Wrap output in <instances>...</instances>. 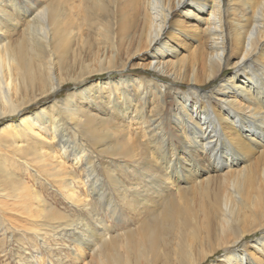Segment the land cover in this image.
I'll list each match as a JSON object with an SVG mask.
<instances>
[{"label":"bare ground","instance_id":"obj_1","mask_svg":"<svg viewBox=\"0 0 264 264\" xmlns=\"http://www.w3.org/2000/svg\"><path fill=\"white\" fill-rule=\"evenodd\" d=\"M12 240L18 264H264V0H0L4 256Z\"/></svg>","mask_w":264,"mask_h":264},{"label":"rangeland","instance_id":"obj_2","mask_svg":"<svg viewBox=\"0 0 264 264\" xmlns=\"http://www.w3.org/2000/svg\"><path fill=\"white\" fill-rule=\"evenodd\" d=\"M138 58V57H137ZM70 60H72V57H71V55L69 56V54L67 55V61L68 62H70ZM136 70H138V71H136ZM125 72H127L128 74H132V75H140V77L141 76H143V77H146V78H148V79H152V78H154V77H158V75H157V73L156 72H153V71H151V70H143L142 68H138V69H133V68H129V69H126L125 70ZM229 72H230V70H228V69H224L223 71H221V72H219L218 73V75L214 78V81L212 80L209 84H207L205 87H199V89L200 90H202V89H206V90H210V89H212V88H214L216 85H219V83L220 82H222V81H224L227 77H228V75H229ZM137 73V74H136ZM104 74V75H103ZM112 75V76H111ZM117 75V73H115V72H111V73H92V74H88L87 76H84V78L79 82V83H77V82H69L68 84H67V86L66 87H64V88H62V89H59V90H57L56 92H54V93H52V95L50 96L51 98H46V99H43L42 101H40V102H37L35 105H32V108L31 109H26V113L27 112H30V110H33V109H37V108H40V107H42V106H47V105H49V103H51L56 97L58 98V99H64V98H66L67 97V95L68 94H70L72 91L73 92H75L74 91V89L75 88H78V87H82V86H91V85H93V84H95L97 81H101V80H106V78L107 77H114V76H116ZM158 78H160V80H161V82H163V84L164 83H174V82H172L171 80H170V78H167V77H165V76H163V77H158ZM217 79V80H216ZM103 82V81H102ZM161 82H159L160 83V85H162V83ZM158 83V84H159ZM102 85H105V84H102ZM167 85V84H166ZM179 85V84H178ZM178 85H176V87H179V90H181V91H187L188 90V88H186L185 87V85H181L180 84V86H178ZM173 95H171V93H168L167 95H166V104H167V106H166V112L168 111L170 114H171V107H172V105H173ZM173 106H175V105H173ZM36 107V108H35ZM174 108V107H173ZM28 110V111H27ZM17 117L18 116H16V118H10V119H8V121H11V120H14V119H17ZM106 165H110L111 167H112V165L110 164V163H105ZM100 176H103V177H105L104 176V173H102L101 172V174H100ZM52 200V201H51ZM56 200H59L58 202L60 203L61 202V200L59 199V197L57 198V196H53L52 198H50V201L51 202H57ZM60 208H66V206L65 205H61L60 206ZM68 213H70V209L68 208V211H65V210H62V214H64V215H66V214H68ZM127 214H129V212H127ZM88 220H90V217H88ZM108 220V216H106V218H105V221H107ZM132 225V224H131ZM131 225H129V224H126L125 226H122V228H125V229H127L128 227H130ZM121 228V229H122ZM52 232H50V231H48V234H47V236H49L50 234H51ZM258 233V232H257ZM252 234V235H250V236H248L247 238H245L243 241H242V243H251L252 241H254L256 238H257V236H258V234ZM55 236H59V235H55ZM249 237H251V238H249ZM58 238H61V239H59L58 240V244L57 245H61V243L63 244V242L65 241V238H62V237H58ZM58 238H56L55 240H57ZM254 238V239H253ZM54 240V241H55ZM174 241H177V240H175L174 239ZM49 243H53V240H50L49 241ZM241 243V244H242ZM17 245V246H16ZM176 246V245H175ZM240 246V245H239ZM27 247H29L30 248V246L28 245ZM22 248L21 247H19L18 246V244L14 241V240H12L11 241V244L8 246V247H6V252H5V256L3 255V253L1 254V252H0V264H18V256L16 255V253L17 254H21V253H23L22 251ZM29 251H30V249H28ZM41 251H42V253L43 254H45V256H46V254H47V251H45V250H43V249H41ZM28 251L26 250L24 253H27ZM65 251H63V253H64ZM222 252V253H221ZM38 253V252H37ZM224 253V251H220L219 253H217V254H215L214 256H212V257H210L209 259H208V261H206L204 264H214L220 257H221V255ZM7 254V255H6ZM27 256V255H26ZM220 256V257H219ZM12 258V259H11ZM4 262V263H3ZM70 262L71 263H74V261L73 260H70Z\"/></svg>","mask_w":264,"mask_h":264}]
</instances>
